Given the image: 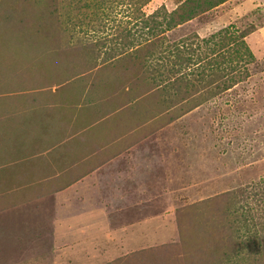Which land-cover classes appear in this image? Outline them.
Here are the masks:
<instances>
[{
    "label": "rangeland",
    "instance_id": "rangeland-1",
    "mask_svg": "<svg viewBox=\"0 0 264 264\" xmlns=\"http://www.w3.org/2000/svg\"><path fill=\"white\" fill-rule=\"evenodd\" d=\"M186 1L0 0V264H264V0Z\"/></svg>",
    "mask_w": 264,
    "mask_h": 264
},
{
    "label": "trees",
    "instance_id": "trees-1",
    "mask_svg": "<svg viewBox=\"0 0 264 264\" xmlns=\"http://www.w3.org/2000/svg\"><path fill=\"white\" fill-rule=\"evenodd\" d=\"M219 1L214 0L213 2L209 1L210 5H215L217 4ZM190 2H192L191 5ZM194 2V3H193ZM208 1H205L204 4H207ZM208 3V4H209ZM201 5V0H188L184 3V8L187 9V11H182L180 12V20H186L188 18L193 17V15L196 13V7H199ZM182 6V5H181ZM228 31V30H226ZM225 36L227 37L226 40L222 41L220 43V47H227V52H228V56L223 55L222 53H217L215 55H211L209 58V69L208 70H213L214 68H218L220 63H224L225 61L230 62V64H232V62L237 59V57L245 54L244 49H242L239 45H243L245 44L244 42V38L246 37V33L244 32V35L241 36L240 40H236L233 38V36H228L225 34ZM234 39V40H232ZM232 40V41H231ZM240 43V44H239ZM212 49V54L216 52V48H211ZM246 50H248L251 53V57H254L252 51L250 50L249 47L246 46ZM215 56V57H212ZM212 57V58H211ZM204 61L208 60V58L204 57L203 58ZM224 69H226V67H224ZM203 75L205 76V72H203ZM200 79L204 80L203 78H201L200 76H198Z\"/></svg>",
    "mask_w": 264,
    "mask_h": 264
},
{
    "label": "crops",
    "instance_id": "crops-1",
    "mask_svg": "<svg viewBox=\"0 0 264 264\" xmlns=\"http://www.w3.org/2000/svg\"><path fill=\"white\" fill-rule=\"evenodd\" d=\"M92 87H94V86H92ZM91 90H93V88L90 89L89 93L91 92ZM89 93H88V95H89ZM71 100L76 102L77 98L74 95H72L71 96ZM84 104H83V106H86V107L92 105L91 103H89L88 100ZM25 108L26 107H24V109ZM89 114L90 113L87 112V111H81L79 116H78L79 118L76 119V120H78L77 121V125L78 126L77 127L75 126V129L81 128L80 132L82 134L81 135L82 137H83V135H90V132H91L92 126L90 127V124H91L92 116L89 115ZM11 119H12V117H11ZM71 119H74V118H71ZM55 127H60V128L57 129L58 133H59L61 128H68L69 124L67 126H65V127H61V126H55ZM70 128H74V127L71 126V127H69V129H67V132L70 133V134L67 137H66V135L64 136L63 140L65 139V137H66V139L64 141H62L60 143V146L57 148V149H59V152H61V153L63 152V149H66V152L63 155L68 156V157H71L73 155V152H71V151L67 152V147L68 146H74L73 144H77L79 147L84 146L83 145V139L81 141L79 138L75 137L76 135H72L71 132L73 130L71 131ZM53 148H55V147H53Z\"/></svg>",
    "mask_w": 264,
    "mask_h": 264
}]
</instances>
